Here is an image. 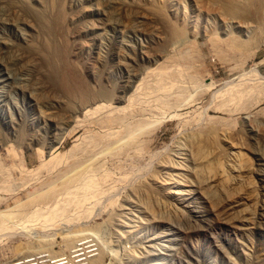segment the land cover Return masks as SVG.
<instances>
[{"label":"rangeland","instance_id":"obj_1","mask_svg":"<svg viewBox=\"0 0 264 264\" xmlns=\"http://www.w3.org/2000/svg\"><path fill=\"white\" fill-rule=\"evenodd\" d=\"M249 1L233 12L222 0H0V223L12 217L0 227V264L68 254L73 264L78 242L95 250L81 258L108 250L104 264H264V24L241 14L256 9ZM231 40L251 44L229 54ZM137 74L115 103L128 106L147 78L129 108L143 123L129 136L100 124L102 112L67 121L82 101L67 93L75 78L120 96ZM206 128L239 146L249 183L236 181L239 167L235 181L210 178L190 154L176 180L162 168L185 130ZM74 162L95 171L93 193H66L61 174Z\"/></svg>","mask_w":264,"mask_h":264},{"label":"bare ground","instance_id":"obj_2","mask_svg":"<svg viewBox=\"0 0 264 264\" xmlns=\"http://www.w3.org/2000/svg\"><path fill=\"white\" fill-rule=\"evenodd\" d=\"M234 1H238V0H222V2L224 3V5H225V7H227L229 10H231V11H233V12H239L238 10V8H236L235 6H236V4L234 3ZM251 2V3H250ZM235 5V6H234ZM248 5L250 6V5H252V8H256V9H252L253 11H251V10H249L248 9V11H247V9L246 10H242V12H241V14L243 15V16H245V17H247V18H249V20H252L253 22H256V23H258L259 24V26H260V28H261V25H263L264 24V0H250L249 1V3H248ZM173 33V32H172ZM174 33H176V32H174ZM177 34V33H176ZM180 34V33H179ZM173 36H174V34H172ZM179 37H181V36H179ZM258 37V36H257ZM173 38H175V36L173 37ZM176 38H178V37H176ZM256 39V38H255ZM253 40H254V38H253ZM252 40V42H254ZM177 42H181V40H179L178 39V41ZM233 42H235V44L234 45H236V41L235 40H233ZM242 42V41H241ZM245 42V43H244ZM243 43H244V46L246 47V45H249V44H251V40H249V41H244ZM246 42H250V43H246ZM230 43H232V40L231 41H227V43H225L224 42V48L222 47V49H224L223 51L225 52V51H228V53L230 54V52H229V50H231V52H233V49L234 50H236L238 47H241L242 48V46H243V43H242V45H241V43L240 44H238V47L236 48L235 46V48H233L232 49V47H230ZM182 46H184V44H181ZM240 45V46H239ZM188 47V46H187ZM244 47V48H245ZM229 49V50H227V49ZM174 49V48H173ZM173 49H171L170 50V53H172L173 52ZM188 49V48H187ZM238 50H239V48H238ZM236 52V51H235ZM227 53V54H228ZM234 53V52H233ZM228 54V55H229ZM232 54V53H231ZM56 64V63H55ZM54 64V65H55ZM53 65V64H52ZM52 68H53V66H52ZM56 69H58V68H56ZM55 71V74H57V76H59V75H61V76H63V77H60V79L62 80V83H61V85L62 84H65L66 82H64L65 81V77H67L68 75H65L66 73L65 72H62V74H60L59 73V70L57 71V70H54ZM53 73V72H52ZM96 73V72H95ZM92 74H94V72H92ZM64 75H65V77H64ZM53 76H55L54 75V73H53ZM97 76V75H96ZM143 76V74H140V75H136V76H134V78L133 79H131V81L129 82V84L130 85H128L127 86V88H125V90L121 93V95L119 96H114L115 94L113 93V91H110V90H106L104 87H106V86H100L99 87V89L96 91V90H91V89H88V87H86V85H84V83L81 81L80 82V80L78 79L77 81H76V78H75V81L74 82H72L71 81V84H72V86H68L69 85V83L67 84V86L69 87L67 90H69V92H67L68 94H70L71 95V97H75V99H76V96H77V99H81L82 101L80 102V105H79V107L77 108V110L76 111H73V114L71 115L70 113H69V116L71 115V117H70V119L69 120H67V121H69V122H71V123H74V126L76 127V125H75V122H77L78 120V118H79V115H81L82 116V118L84 117L85 119L84 120H86L87 118L86 117H88V116H90V115H94L95 114V116H97V113H100V112H102V113H104V117H102L101 119L99 118V116H98V119H99V121L101 122L100 124H102V125H104V124H106L107 126H109V127H114L115 125H119L120 127L122 126V127H124L125 125H126V127H127V132H128V136L133 132V128H131V126L134 124V123H143L142 121H143V119H139V120H136L137 118H136V116H137V112H134V111H132L131 109H129L130 108V106L132 105V102H133V97H134V95H135V93L136 92H139V90H140V88H141V86L142 85H148L149 84V81H147V78H143V79H141V84L137 87V89H136V91L134 92V95H131V97L129 98L131 101L129 102V105L128 106H126V107H119V106H115V103H116V100L118 101V100H124V99H126V97H127V91H131V90H133V88L135 87V85L138 83V81H139V79L141 78ZM132 77V76H131ZM166 77H168V76H166ZM74 78V77H73ZM70 79V78H69ZM69 79L67 78V80H68V82H69ZM98 79V78H97ZM96 81V80H95ZM70 84V85H71ZM66 85V84H65ZM89 85V84H88ZM64 88L66 87V86H63ZM91 87V86H90ZM117 95V94H116ZM138 94H136V96H137ZM116 97H117V99H116ZM70 98V97H69ZM73 98H71V99H73ZM74 99V100H75ZM83 99H86L85 101H83ZM73 101V100H72ZM128 102V101H127ZM51 105H55L54 104V102H51ZM50 105V106H51ZM56 106V105H55ZM55 106H54V108H55ZM52 108V107H51ZM52 110H54V109H52ZM55 110H56V108H55ZM75 110V109H74ZM72 111V110H71ZM105 113H107V114H105ZM140 114V113H139ZM142 114V113H141ZM45 117V116H44ZM47 117V116H46ZM45 117V118H46ZM66 117V116H65ZM93 117V116H92ZM48 118H49V116H48ZM69 118V117H68ZM95 118V117H94ZM93 118V119H94ZM138 118H139V115H138ZM140 118H142V117H140ZM42 119H44V118H42ZM51 120V122H53V120H52V118H50ZM67 119V118H66ZM65 119V120H66ZM80 120H83V119H80ZM84 120H83V122H84ZM90 120V119H89ZM88 120H86L85 122H87ZM98 121V120H97ZM96 121V122H97ZM131 121H134V122H131ZM80 122V121H79ZM84 122V123H85ZM90 123V122H89ZM56 124V123H55ZM78 124H81V123H78ZM100 124L98 125L99 127H100ZM58 125V124H57ZM57 125H55L56 127H57ZM72 125V124H71ZM137 125H139V124H137ZM79 126V125H78ZM117 127V126H116ZM60 128V127H59ZM104 128V127H103ZM105 128H106V126H105ZM108 128V127H107ZM110 132H112V131H110ZM109 132V133H110ZM96 134V133H95ZM97 136V135H96ZM94 138V137H93ZM102 138V137H101ZM97 140V137L96 138H94V140ZM98 139H99V137H98ZM103 139V138H102ZM96 140H95V143H96ZM104 140H105V138H104ZM92 141V140H91ZM100 141H102V140H100ZM54 142V141H53ZM186 143V144H185ZM55 144H56V141H55ZM58 144V143H57ZM97 145V144H96ZM0 147H2V145H0ZM48 148V147H47ZM51 148V147H50ZM49 148V149H50ZM73 150H71V152H72ZM78 152V151H77ZM70 153V152H69ZM191 155V157H192V159H195V163L197 164V166L203 171V172H205V173H207L208 175H209V177L210 178H218V179H220V180H224V181H235L236 180V178H235V176H236V170H237V168L239 167V169L241 170V173H242V177H240V178H238V180H236V181H238V184L240 185L241 183L243 184V181L245 182L246 180H249L248 181V183L250 182V177L248 178V179H246L247 178V174L246 173H248V172H250V170H251V166H250V164H248L249 162H246L247 160L244 158L245 157V155L243 154V152H242V150L239 148V146L237 145V144H232L231 142H224V139L221 137V135H220V132L217 130H214V129H203V130H200V131H186L185 130V132L182 134V137L177 141V143H176V145L174 146V148L170 151V153H169V157L166 159V160H164L163 162H162V168L164 169V168H170L172 171H175L176 173H174V175H169V176H171L170 178H175L174 180H176L181 174H182V176H183V173H186V170L185 169H187V166L185 167V169H184V163H188L187 161H188V159H189V157L188 156H190ZM63 155V154H62ZM60 156V155H59ZM59 156H56V157H54L53 159H51L50 161H49V163H47L46 164V167H47V165H49V164H51V162H52V160L54 161V160H56L55 162H56V164H57V166H59L58 164L59 163H62L61 161L62 160H59V159H61V158H63V157H59ZM71 156V155H70ZM79 159V158H78ZM77 159V160H78ZM81 160V159H80ZM80 160H78L77 162L79 163V161ZM82 162V161H81ZM53 163V162H52ZM74 163H76V162H74ZM78 163H76V164H74V166H75V168L72 170V171H69L68 172V174H67V172H65L64 173V176L61 174V178L63 179V178H67L68 179V184H66V185H68L66 188H64L65 190H67L66 191V193H69V191H71V190H74V189H80L81 188V190H84L85 192H88V191H92L93 189L95 190L96 189V184H97V186H98V183L96 182V180L97 179H95V176L96 175H94V173H95V171H91V169H90V171H89V168L87 169V171H84V170H86V169H84V170H78L79 168H82V166H83V164H82V166H80ZM83 163V162H82ZM55 164V163H54ZM55 164V165H56ZM77 164L79 165V166H77ZM183 164V165H182ZM45 164H43V166H44ZM102 165V164H101ZM50 167H51V165H49ZM67 167V166H66ZM70 167V166H69ZM72 167H73V165H72ZM159 167V166H158ZM71 168V167H70ZM97 169V168H96ZM100 170V169H99ZM165 170V169H164ZM166 171H168V170H166ZM179 173H178V172ZM72 172V173H71ZM74 172V173H73ZM161 172H163L162 170H161ZM71 173V174H70ZM96 173H97V171H96ZM167 173V172H166ZM170 173H171V171H170ZM163 174V173H162ZM168 174V173H167ZM243 174H246V176L244 175L243 176ZM164 175V174H163ZM63 176V177H62ZM168 176V175H167ZM249 176H250V174H249ZM169 178V177H168ZM154 179V178H153ZM159 179V178H158ZM246 179V180H245ZM7 180V179H6ZM1 181V180H0ZM98 181V180H97ZM155 181V180H154ZM247 182V181H246ZM246 182H245V184H246ZM100 184V183H99ZM241 184V185H242ZM65 185V186H66ZM147 187V186H146ZM98 188V187H97ZM137 188V187H136ZM63 189V190H64ZM134 187H133V191H134ZM80 190V191H81ZM138 190H140V189H138ZM145 190V189H144ZM143 190V191H144ZM150 190V189H149ZM75 191V190H74ZM136 191V193H137V190H135ZM140 191H142V190H140ZM142 191V192H143ZM145 191H147V190H145ZM63 192V194H64V192L65 191H62ZM94 191H92V193H93ZM139 192V191H138ZM61 193V192H60ZM71 193H73L72 191H71ZM75 193V192H74ZM91 193V192H90ZM151 193V192H150ZM133 194H135V192L133 193ZM133 194H132V197L134 198V197H136L137 198V196L138 195H141V193H139V194H137V196H133ZM176 194V193H175ZM143 195H145V194H143ZM149 196V195H148ZM147 196V197H148ZM144 197V196H143ZM142 197V198H143ZM146 198V196L144 197V199ZM138 199V198H137ZM147 199V198H146ZM47 200V199H46ZM51 200V199H50ZM55 200V199H54ZM84 200H86L85 198H84ZM129 200V199H128ZM83 200H81V202H82ZM133 201L134 200H131V203H133ZM139 201V200H138ZM57 202V201H56ZM55 202V203H56ZM81 202H80V206H82L81 205ZM84 202V201H83ZM135 202V201H134ZM39 203V202H38ZM47 204V203H46ZM135 204V206L137 207V209L139 210V213H140V210H143V208L144 207H146V206H141L140 207V205H139V203H137V201L134 203ZM19 204L17 203V206H18ZM59 205V204H58ZM58 205H56V207L58 206ZM54 207H55V205H54ZM58 207H60V206H58ZM124 207V206H123ZM53 208V207H52ZM57 209H59V208H57ZM61 209V208H60ZM126 209V208H125ZM146 209H147V207H146ZM40 210V209H39ZM42 210V209H41ZM56 210V209H55ZM137 210V211H138ZM144 210H145V208H144ZM149 210V209H148ZM147 210V211H148ZM38 211V210H37ZM34 212V211H30L31 213H29V217L28 218H31V217H34L33 216V214H36V213H38V212ZM57 211V210H56ZM50 212H52L51 211V209H50ZM53 212H55V211H53ZM52 212V215L47 211L46 213L47 214H50L51 215V217H50V215H46L45 213V216H49L50 218H52V219H56V216H58V214H60V211H59V213H57L56 215H55V213H53ZM143 212V211H142ZM141 212V213H142ZM150 212V211H149ZM65 213V212H64ZM135 213V212H134ZM138 213V212H137ZM30 214L32 215L31 217H30ZM43 214V215H44ZM124 214V213H123ZM136 214V213H135ZM28 215V214H27ZM26 215V216H27ZM42 215V216H43ZM120 215V214H119ZM55 216V217H54ZM1 217H3V221L0 223V227H2L3 229H5L6 227V229L8 230V229H10V227H8L9 226V223H11L12 221H10V222H6L4 219L5 218H7V219H11L12 220V217H11V215H8V216H5V218H4V216L3 215H1ZM121 217L123 218V216H122V214H121ZM132 217V216H131ZM118 218V217H117ZM117 218H115V220H114V222H115V224L118 222L117 220ZM122 218H120L119 220H121ZM138 218V217H137ZM124 219V218H123ZM136 219V218H135ZM60 220V219H59ZM53 221V220H52ZM124 221V220H123ZM114 222L113 223H110V227H112L113 228V226H114ZM15 223V222H14ZM120 223H124V222H120ZM128 223V222H127ZM125 224V223H124ZM118 225V224H117ZM126 225V224H125ZM129 225V224H128ZM15 226V225H14ZM123 226V225H122ZM130 226V225H129ZM108 227H109V225H108ZM140 227V226H139ZM133 230V229H132ZM88 231V230H87ZM109 231H110V229H109ZM98 232V231H97ZM102 233V232H101ZM95 234H97V233H95ZM78 235V234H77ZM84 235V234H83ZM103 235V234H102ZM69 236V235H68ZM70 236H73V235H70ZM69 236V237H70ZM76 235L74 234V237H75ZM96 236H98V235H96ZM68 237V239L70 240H72V237L71 238H69ZM78 237V236H77ZM92 237V236H91ZM104 237V236H103ZM106 237V236H105ZM136 237V236H135ZM108 238V237H107ZM106 238V239H107ZM74 239H76V237L74 238ZM78 239V238H77ZM87 239V238H86ZM69 240H67L68 242H69ZM70 240V241H71ZM79 240V239H78ZM82 240V239H81ZM80 240V241H81ZM85 240V239H84ZM67 241H66V248L65 249H67L68 250V248H67ZM74 240H72V242H73ZM70 243V242H69ZM79 243L80 242H78V244H75V246H74V249L76 248H79V247H81V246H83V248H80V249H77V250H75L74 251V253L73 252H70V254L72 255V254H77L76 255V259H80V260H78V261H76V262H73V264H82L84 261H86V260H88L87 258H81V257H84V256H86V255H89V254H91V253H94L95 252V250H89L88 251V249L89 248H93L92 246L91 247H84L86 244H82V245H80V246H78L79 245ZM103 243H104V241H103ZM71 244L72 243H70V245H68L69 247L71 246ZM102 244V243H101ZM109 244V243H108ZM104 246V245H103ZM99 247V246H98ZM102 247V246H101ZM99 248L98 249V251H101L98 255H96V256H94V257H98V258H95V260L93 261V258L92 259H89L90 260V263H92V261H93V263L92 264H104V263H101V261H102V259L101 258H104V255H105V253H107L108 252V250H107V252H106V250H105V248ZM105 247V246H104ZM110 248V246H108V249ZM70 249V251H72L71 250V248H69ZM73 249V248H72ZM105 250V251H104ZM110 251V250H109ZM60 252V251H59ZM83 252V253H82ZM87 252V253H86ZM58 253V252H57ZM68 253H69V250H68ZM81 253V254H80ZM109 253V252H108ZM62 254V253H61ZM60 253L58 254V255H61ZM42 255V254H41ZM54 255V254H53ZM57 255V256H58ZM63 255V254H62ZM65 255V254H64ZM64 255L62 256V257H64ZM34 256V255H33ZM35 256H37V255H35ZM70 255L68 254V257H69ZM106 256V255H105ZM109 256V255H108ZM68 257H65V259L66 258H68ZM28 258H30L29 256H28ZM52 258V257H51ZM52 259H57L56 258V255H54V257L52 258ZM65 259L64 258H61L60 257V259H59V256H58V260H54V262H52V264H66V262H65ZM69 259V258H68ZM68 259H66V260H68ZM33 261H37L38 262V259H36V260H24L23 262H20V263H16V264H34V263H32ZM68 261H70V260H68ZM105 260H103V262H104ZM36 264H39V263H36ZM46 264V263H45ZM67 264H68V262H67Z\"/></svg>","mask_w":264,"mask_h":264}]
</instances>
